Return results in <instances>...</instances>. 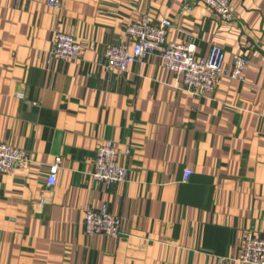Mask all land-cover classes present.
<instances>
[{
    "label": "crops",
    "instance_id": "1",
    "mask_svg": "<svg viewBox=\"0 0 264 264\" xmlns=\"http://www.w3.org/2000/svg\"><path fill=\"white\" fill-rule=\"evenodd\" d=\"M182 2L0 0V142L31 158L0 174V264H219L241 257L248 232L264 238V0H230L235 26L201 4L183 13ZM144 15L169 19L167 40L196 55L221 47L226 70L246 55L244 79L221 75L198 96L157 55L107 70L104 48ZM54 32L80 43L79 60L50 54ZM105 141L124 183L91 177ZM103 205L120 234L86 236V211Z\"/></svg>",
    "mask_w": 264,
    "mask_h": 264
},
{
    "label": "built area",
    "instance_id": "2",
    "mask_svg": "<svg viewBox=\"0 0 264 264\" xmlns=\"http://www.w3.org/2000/svg\"><path fill=\"white\" fill-rule=\"evenodd\" d=\"M55 10H61L63 0H48ZM201 4L210 10L221 23L235 26L238 17L230 8V0H183L182 12L189 13L192 7ZM240 25V24H239ZM171 22L167 18L153 20L144 15L137 23L124 27L123 41L107 45L103 50L105 68L109 71H127L128 67L138 61L157 55L163 66L170 72L180 75L181 84L186 91L209 96L215 92L217 80L221 75L242 81L249 59L246 55H237L229 70L223 68L224 51L217 45H211L205 55H196L192 44L176 43L167 40ZM128 43H131L129 49ZM81 45L67 33L54 32L51 39L50 54L63 62L77 61L81 57ZM22 98V95L19 96ZM129 151H127L128 153ZM30 154L6 142H0V174L11 173L23 163L30 162ZM61 157H56L48 169V175L41 192V202L56 184ZM192 171L186 169L183 181ZM94 181L106 185L124 183L128 178V169L119 164V154L112 141H105L96 150L94 169L91 173ZM121 219L113 214L107 205L98 209H88L83 219L86 236L103 235L116 237L120 234ZM239 259L222 258L219 264H264V238L248 232L241 246Z\"/></svg>",
    "mask_w": 264,
    "mask_h": 264
}]
</instances>
